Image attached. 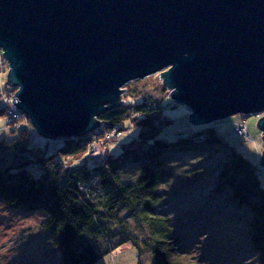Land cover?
<instances>
[{
  "label": "water",
  "instance_id": "water-1",
  "mask_svg": "<svg viewBox=\"0 0 264 264\" xmlns=\"http://www.w3.org/2000/svg\"><path fill=\"white\" fill-rule=\"evenodd\" d=\"M0 48L48 140L89 134L154 73L192 125L264 113V0H0ZM256 126L264 168V114Z\"/></svg>",
  "mask_w": 264,
  "mask_h": 264
},
{
  "label": "trees",
  "instance_id": "trees-1",
  "mask_svg": "<svg viewBox=\"0 0 264 264\" xmlns=\"http://www.w3.org/2000/svg\"><path fill=\"white\" fill-rule=\"evenodd\" d=\"M13 89L6 84L0 89V116L7 119L2 96ZM99 121L89 134L58 140L39 141L19 126L0 136V150L13 151L0 156V203L7 210L43 215L41 224L51 233L57 264H94L126 242L136 247L137 264H202L204 259L189 249L192 236L187 238L200 228L178 229L160 210L169 191L171 158L191 153H217L211 196L221 194L234 209L222 212L214 223L241 226L232 238L246 243L244 250L264 264V185L258 167L223 140L214 125L168 136L171 120L163 101L147 96L123 101ZM125 121L139 128L138 135L112 155L104 133L115 127L123 131ZM93 141L97 147L90 154ZM203 167L191 168L188 177L203 173Z\"/></svg>",
  "mask_w": 264,
  "mask_h": 264
},
{
  "label": "rangeland",
  "instance_id": "rangeland-1",
  "mask_svg": "<svg viewBox=\"0 0 264 264\" xmlns=\"http://www.w3.org/2000/svg\"><path fill=\"white\" fill-rule=\"evenodd\" d=\"M3 62L2 68H0V81L4 86L8 65L5 60ZM157 74L159 73L127 82L123 86L125 89L122 93V101H142L146 96L163 101L164 112L171 120L166 126L168 136H173L180 131H196L207 125H214L223 140L257 165L264 185V168L260 165L263 139L261 130L256 126L257 120L264 113H238L210 124L192 125L188 120L189 109L187 106L172 100L168 96V92L165 93L167 88H163L161 78L157 84L155 79ZM15 91L16 88L9 92ZM20 119L21 121L17 122L18 125L15 126L28 128L39 141L46 139L36 133L25 117L21 116L15 121ZM7 121L9 118L0 116V136L9 135L11 129L15 127L7 124ZM124 125L125 129L122 135L105 144L112 155L119 153L122 143L130 141L138 135V127L131 125L129 121H125ZM238 125H244L246 136L240 137L235 132L234 128ZM96 147L97 144L94 145L90 154L96 151ZM12 152V149L7 153L0 150V156L12 155ZM209 154L191 153L171 158L168 165L170 176L167 178L169 179L167 182L169 191L160 204V210L170 215L178 229H187L193 225H196L195 228H200L196 234L187 235V238L192 236L188 243L189 249L204 259L202 264H258L256 259L244 250L246 243H240L232 238L240 233L241 226L225 228L214 223L222 212L227 213V211L233 210L234 206L229 199L224 198L221 194H217L216 197L211 196L213 183L216 179L215 167L218 156H216L217 153L214 157ZM198 165L204 166L203 173L188 177L191 176L190 169L198 167ZM42 219L43 215L38 211L26 213L22 210H7L0 203V264H57L53 238L50 231L42 226ZM242 247L244 248L242 249ZM137 262L136 247L130 242H126L101 255L94 264H137Z\"/></svg>",
  "mask_w": 264,
  "mask_h": 264
},
{
  "label": "built area",
  "instance_id": "built-area-1",
  "mask_svg": "<svg viewBox=\"0 0 264 264\" xmlns=\"http://www.w3.org/2000/svg\"><path fill=\"white\" fill-rule=\"evenodd\" d=\"M3 61H4V59H3V55H2V49L0 48V68H2V64L4 63ZM0 84H1L0 89H2L3 85L1 83V81H0ZM13 95H14V92L10 93L8 91L7 93H5L2 96V103L7 108V113L9 114V121L13 122L16 119L20 118L21 116H23V117H25V119H27L26 115L15 107L14 102L12 101L13 97H15ZM234 130L240 137L246 136V131H245L244 125H238L234 128ZM122 132L123 131H121L120 129L115 127L114 129L110 130V132L104 133V138L106 140L116 139L122 135ZM96 137H97V135H94L93 139H96ZM94 143H95V141H93L92 145L90 146L89 153L93 150Z\"/></svg>",
  "mask_w": 264,
  "mask_h": 264
}]
</instances>
